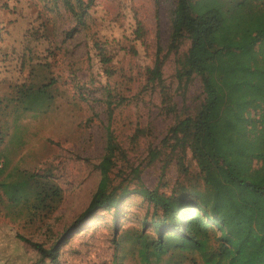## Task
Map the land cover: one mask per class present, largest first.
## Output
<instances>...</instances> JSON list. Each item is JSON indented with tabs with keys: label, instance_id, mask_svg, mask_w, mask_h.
Masks as SVG:
<instances>
[{
	"label": "rangeland",
	"instance_id": "374dc122",
	"mask_svg": "<svg viewBox=\"0 0 264 264\" xmlns=\"http://www.w3.org/2000/svg\"><path fill=\"white\" fill-rule=\"evenodd\" d=\"M53 3L0 0V264H141L136 235L156 237L148 200L130 194L117 209L76 223L100 181L108 132L125 153L114 159L111 174L118 193L204 189L190 152L180 165L179 152L163 146L169 128L202 101L200 78L179 82L170 54L164 92L143 89L157 43L167 51L176 0H93L84 26ZM188 46L185 41L180 52ZM102 52L110 59L105 65ZM45 76L54 79L51 105L39 112L22 109L19 91L40 86ZM137 129L144 135L133 141ZM152 150L159 152L155 159ZM29 175L45 177L59 196L42 204L33 190L25 196L12 189ZM24 239L46 249L58 242L55 261L41 260Z\"/></svg>",
	"mask_w": 264,
	"mask_h": 264
},
{
	"label": "trees",
	"instance_id": "16d2710c",
	"mask_svg": "<svg viewBox=\"0 0 264 264\" xmlns=\"http://www.w3.org/2000/svg\"><path fill=\"white\" fill-rule=\"evenodd\" d=\"M53 1V9L61 3L81 26L93 2ZM141 30L139 24L138 35ZM185 41L189 46L181 53ZM100 54L105 65L110 59ZM170 54L179 82L200 78L203 99L196 111L169 128L163 146L179 152L180 165L190 152L203 191L182 187L164 195L140 187L118 193L119 183L114 184L111 174L114 159H125V153L108 132L98 164L100 181L76 224L96 211L117 209L130 194H138L153 206L150 224L156 234L136 235L141 264L164 259L168 264H264V0H176L167 51L157 43L153 65L144 71L143 89L164 92L163 68ZM53 84L54 79L45 76L40 86L20 90L17 103L26 111H43L54 100ZM143 135L137 129L131 140ZM17 141L22 142L20 136ZM150 154L155 159L159 152ZM1 158L0 153L3 164ZM45 180L29 175L11 187L25 196L33 190L35 201L44 204L60 194ZM24 240L41 260L55 261L58 242L46 249Z\"/></svg>",
	"mask_w": 264,
	"mask_h": 264
},
{
	"label": "built area",
	"instance_id": "2783aa9c",
	"mask_svg": "<svg viewBox=\"0 0 264 264\" xmlns=\"http://www.w3.org/2000/svg\"><path fill=\"white\" fill-rule=\"evenodd\" d=\"M2 168V163H0V169ZM0 198H1V191H0Z\"/></svg>",
	"mask_w": 264,
	"mask_h": 264
}]
</instances>
